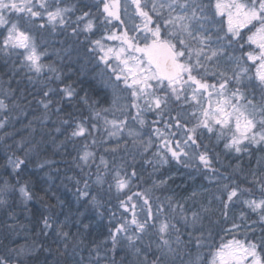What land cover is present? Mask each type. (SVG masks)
Wrapping results in <instances>:
<instances>
[{"label": "snow or ice", "instance_id": "obj_1", "mask_svg": "<svg viewBox=\"0 0 264 264\" xmlns=\"http://www.w3.org/2000/svg\"><path fill=\"white\" fill-rule=\"evenodd\" d=\"M212 8V0H77L75 4L0 0V52L19 58V68L37 78L48 67L59 80L54 67L41 63L45 53L40 48L48 43L45 33L62 32L75 38L72 50L82 53L84 66H91L94 79L109 98L107 107H98L99 101L80 97L90 115L77 117L69 112L67 118L59 119L55 132L41 130L37 140L33 125L43 128L53 115L49 97L56 94L47 80L41 82L37 94L42 92L38 103L43 111L24 126L31 136H22L5 149L11 171L0 184V209L11 207L9 199L17 192L25 208L35 197L27 181L20 183L25 165L35 160V167L41 172L47 168L46 175L52 179V165L57 161L47 157L70 156L68 163L78 174L62 179L74 180L77 200L87 202L85 210L90 206L97 216L109 215L108 234L103 241L93 242L88 264H205L200 250L215 247L210 241L218 228L229 233L244 228L245 236L252 239H233L216 247L209 253L211 264H264V155L257 158L255 167L245 169L239 163H221L217 152L223 142L226 158L252 155L253 146V152L264 153V0H215V13ZM76 12L80 14L72 20ZM225 12L226 30L216 20ZM37 20L44 22L37 24ZM101 27L104 34L92 39ZM33 32L40 33L39 43ZM32 79L29 75L30 83ZM59 91L60 99L69 103L77 96L70 84ZM3 96L0 129L8 127V113L24 110L25 104L18 101L26 99L22 93L10 106L6 99L15 97V90L9 88ZM61 112L63 108L57 107L55 115ZM101 122L107 136L97 140L94 133L103 136ZM56 134L64 137L59 143ZM80 140L85 141L82 146ZM92 147H103L98 161L96 152L89 150ZM172 161L210 179L215 190H203L209 194L207 203L196 201V192L185 198L193 200L191 206L173 203V196L157 195L166 189L168 177L158 180L155 176ZM13 176L17 177L14 182ZM50 191L45 189V194ZM257 192L259 198H246ZM237 204L246 210L239 216L232 215ZM56 206L63 208V202L45 204V211L51 213ZM252 215L257 219L250 220ZM57 220L55 213H41L39 232L26 234L25 243L15 245L20 231L17 214L9 211L5 222H0V264H39V254L51 253L43 242L38 243L41 236L47 239L49 229H55L57 242L63 244L62 255L70 248L75 254L87 243L79 229L82 220L74 222L77 233L65 230L68 216L58 224ZM230 221V227L221 228ZM83 228L87 231L89 225ZM19 229L27 232L23 225ZM3 240L15 246L8 247ZM117 253H123L120 259Z\"/></svg>", "mask_w": 264, "mask_h": 264}, {"label": "trees", "instance_id": "obj_2", "mask_svg": "<svg viewBox=\"0 0 264 264\" xmlns=\"http://www.w3.org/2000/svg\"><path fill=\"white\" fill-rule=\"evenodd\" d=\"M63 38L60 37V40ZM53 49V48H52ZM70 56H74L71 54ZM76 59V57L74 56ZM70 60L68 55L62 56V61L64 64ZM20 59L16 56L8 57L5 53L0 52V98H5L3 93L5 90L9 88L15 90L16 96L6 99V103H9L11 106V100L16 99L22 95H25V101H18L19 103L25 104L24 110L16 113L15 111L8 113L10 115L9 124L7 128L0 129V184L3 183V178L8 177V173L11 171L10 167H7L6 161L7 156L5 155V149L8 145H13L15 142L20 141L22 136L30 137L31 132H24V126L28 124L29 120L33 118L34 115H39L43 109L39 105L38 101L42 97V92L38 93V90L41 86V81L38 78H35L33 73H27V69L21 70L19 68ZM56 64V63H54ZM14 65L16 66L15 71H13ZM59 64L55 66L57 73L60 75V80L57 81L56 76L51 72L50 78L48 81V88H52L56 90V94L50 95L49 99L53 101L52 104V113L53 115L47 121V123L43 126V128L39 127V124H34L33 127L36 129V139L39 138V134L41 130L48 131L52 129L55 132V128L58 127V121L61 117L67 118L66 114L71 112L73 116H88L90 115L88 106L80 100V97L87 96L89 102L94 101L98 97V95L102 94L104 90L98 89L99 83L96 79H94V74L92 72H88L84 74L82 77L81 69L79 66L73 65L70 69L71 73L66 74L67 71L64 68H60ZM29 75L33 77L31 83L29 82ZM72 77L76 82L75 86H77V96L76 98L69 103L67 100H61L60 97L62 93L59 91L61 85L64 81H69V77ZM35 85V87H33ZM47 90V88H45ZM45 89H43L45 91ZM83 92V95H81ZM26 101H31L30 104H27ZM62 107L63 112L59 114V116L55 115L56 108ZM34 112V114H33ZM5 115V113H3ZM25 117H27L25 119ZM16 118V119H15ZM55 122V123H54ZM9 134L6 136L5 134ZM57 143L63 140L64 137L60 134H56ZM214 139V138H213ZM205 142H207V136L205 137ZM79 145H83L85 143L84 140H80ZM249 149V152H252V155L249 154H241L242 158L237 160L236 154H233L231 158H226L225 153L223 151V142H221L217 148V152L220 153L221 163L236 165L237 163L241 164L245 169H247L250 165L255 167L257 164V158L264 153L253 152V149ZM53 151L52 147H49V153ZM59 151L62 153L64 149L61 148ZM8 154H11V150H9ZM17 155L22 156L23 154L18 152ZM72 155H76L75 152ZM47 158L57 161V163L52 165V179H49L48 169L46 168L43 172L38 170L35 167L36 161L33 160L27 165H25L21 176L19 177L20 183L23 184L25 181L28 182L29 188L36 194L33 200L27 203V207L25 208L22 201L19 199V193L17 192L15 198H10L9 203L11 207L7 209H0V222H5V217L9 211H15L17 214V225L18 230L20 231L19 238H16L15 245L24 244L25 241L23 237L26 234H31L35 236L39 229L43 227L42 223H40L41 213L45 215H51L55 213L58 216L57 224L60 221L65 220V217H69L68 226H66L65 230H70L72 233H77V226H75V220L80 218L82 220V224L79 225L80 232L83 234L86 239V244L81 245L80 248L76 249V253L73 254L71 248L69 249L67 255H62L64 252V247L62 243L57 242L56 231L55 229H49L48 232L50 235L45 237L41 236L38 243L43 242L46 248L51 249V253L43 252L39 254L38 261L39 264H88L89 262V248L92 247L93 242L103 241L104 238L108 234V229L110 227L109 224V215L97 216L96 211L93 210L90 206L85 210L86 201L81 203L77 200L75 192L76 185L74 180L68 181L67 179H62V177L66 176H77L78 170H74L73 167L68 163L71 157H63L60 155H49ZM176 164L171 162L169 165H166L160 168L159 173L155 176L157 179H164L168 177V184L166 189L163 191L164 196H173L174 200L183 201L187 203L190 201L185 200L186 197H191L193 192L198 193L199 195L196 197V201H201L202 203H207L209 199V194L202 193L201 189L204 187V181L202 180L203 176L200 173L196 172L192 169L189 171L180 170L181 168L176 167ZM219 166V165H217ZM7 168V170H6ZM59 169L60 174L56 175L55 170ZM189 169V168H188ZM93 171H95V166L93 165ZM17 179V177L13 176V182ZM248 187L249 185H244ZM51 188L52 191L45 194V189ZM209 190V189H208ZM211 190V189H210ZM214 193V192H209ZM258 194V192L256 193ZM259 195V194H258ZM39 197H43V200L38 199ZM249 198H259L255 195V197ZM57 200L63 202V208L56 206L52 209V212L45 211V204L56 205ZM189 203V202H188ZM19 205V206H18ZM215 207V205H213ZM103 211V209H101ZM80 212H85L84 216H80ZM215 218V217H214ZM7 223H12V221H6ZM89 225L87 231L84 230L83 225ZM19 225H23L27 230H20ZM219 229V228H218ZM220 235H225V231L220 230ZM2 232V230H0ZM220 235L218 237H220ZM242 237V236H241ZM247 239H252L251 235L246 237ZM245 238V239H246ZM241 240H243L241 238ZM31 241H29L30 243ZM3 244L8 247H14L15 245L9 244L8 240H3ZM95 256V253H92ZM123 255V254H122ZM121 255V256H122ZM120 256V257H121ZM120 257H118L120 259ZM127 264V261H125Z\"/></svg>", "mask_w": 264, "mask_h": 264}, {"label": "rangeland", "instance_id": "obj_3", "mask_svg": "<svg viewBox=\"0 0 264 264\" xmlns=\"http://www.w3.org/2000/svg\"><path fill=\"white\" fill-rule=\"evenodd\" d=\"M76 2H77V0H68L69 4H75ZM207 2H208V0H205V3H207ZM224 2L228 3L229 0H224ZM212 5H213L212 11H213V13H215V8H214L215 0H212ZM92 11H95V8H93ZM79 14H80L79 12H76L75 15H72L70 18L72 20H74L75 16L79 15ZM216 20L218 22L217 26L222 25L225 28V30H226L227 21H228L227 13L225 12V14L223 15L222 18L220 16H216ZM43 22L44 21L37 20V24H40V23H43ZM73 26H75V25H73ZM81 27H82V25H81ZM49 31H51V29H49ZM70 31H71V29H69V32ZM253 31H254V29H253ZM103 34H104V30H103V27H101L100 31L97 33L96 36H93L92 39H97V38H99V36H101ZM31 35H33L34 38H37V42L39 43L40 33L33 32V33H31ZM247 35H249V33H245V36H247ZM60 37H62L63 39L60 40ZM45 39L48 41L46 47H41L40 48V51L45 53L44 56L41 58V63L43 65H46V66L47 65H51L52 67L55 68V66L57 64H59L60 68H62L64 66V68L67 71L66 74H70L71 73L70 69L73 67V65H76V66H79L80 69H81V72H82L81 75H80L81 77L84 74H87L88 72H92V74H94V71L92 70L91 66H84L85 57L82 55V53L80 55H77V52L72 50V48L74 47L73 40L75 38H69L68 36H65L62 32L57 31V32H53L51 35H48L47 33H45ZM81 39H83V37H81ZM108 43L111 44V42H108ZM65 50H67V51H65ZM17 51L20 52V53L23 52L22 49L17 50ZM69 51L71 52V54H73L76 57V59L74 58V56H69L68 55ZM66 54L68 55V58L70 57V60L68 62H66V64H64V62L62 61V56L66 55ZM54 63H56V64H54ZM255 71H256V68H255V66H253L252 67V72L254 73ZM33 75L35 76V78H37L35 73H33ZM50 76H51V71H49L48 67H44V69L42 70V73L39 75L38 79H40V81L42 82V81L48 80L50 78ZM74 82H76V81L70 76L69 77V81H64V83L61 85L60 89L63 88L64 86H67V85L70 84L76 90V92H78V90H77L78 88H77V86H75ZM97 88L98 89H102L103 86L101 84H99V86ZM45 91H47V90L45 89ZM81 95H83V92H81ZM99 97H100V99L94 100V101H99L97 106L98 107H107L109 98L105 95L104 92L101 95L99 94L98 97H96V98H99ZM14 113L16 115L17 112H14ZM33 114H34V112H33ZM3 118H4V114L0 113V119H3ZM152 118L153 117H151V116L148 117L149 120H151ZM39 127L42 128V126L40 124H39ZM234 128H235V123L233 122V130H234ZM101 131L103 132L102 122H101ZM45 132H47V131H45ZM94 135L96 136L97 140H101V139H103L104 137L107 136V132H103V136H101L100 133H94ZM147 137H148V132H145L144 138L147 139ZM39 138H40V134H39ZM88 143H91V138H89ZM114 143H115V140H113V144ZM129 143H131V142L129 141ZM110 146L111 145H109V144H105L103 147H110ZM103 147H101L99 150H97L96 147H92V148L89 149L90 151L96 152L97 161L99 160V156L101 154H103ZM152 151L154 152L155 148H153ZM148 155L150 156L151 153H149ZM244 155H246V154H244ZM147 158H148V156H145V159H147ZM172 163H173V166H174V163H175L176 167L181 168L180 170H184V171L191 170L192 171L191 168L186 169L182 164H177L175 161H172ZM147 171L150 172L151 168L149 167L147 169ZM202 178H203L202 180L204 181V187L201 189L202 193H203L204 189H209V192H211V191L214 192L215 185L210 182V179H206L204 176ZM155 179H157V177H155ZM149 182H151V181H149ZM134 190H137V189H134ZM157 195H160L162 198L164 197L163 191L157 193ZM255 195L257 197H259L258 194H255ZM246 198H249V197H246ZM186 201H188V200H186ZM179 202L180 203H185L183 201H179ZM188 202L186 204L189 205V206H191L193 204V200H191V199ZM198 202L202 203L201 201H198ZM173 203H176V201L173 200ZM198 206H199V204L197 203V207ZM241 211H246V210L244 208H242L241 205L237 204L235 206V208L233 209L232 215L239 216V213ZM247 211H250V210H247ZM256 219H257L256 215H252L250 217V220H256ZM236 223H240V221L237 220ZM230 224H231V221L229 223H227V224H222L221 228L227 229L228 227H230ZM245 231L246 230L244 228H241L236 233L226 232L225 235H223V234L220 235L219 229H216L215 233H214V239L210 241L215 247L213 249L205 248V249H201L200 250L202 255L205 257V264H211L212 256L209 253L214 251L215 248L219 247L221 244H227L228 241L233 240V239L244 241L245 238H246ZM256 231H257V235H259V231L260 230H259L258 226L256 228ZM219 235H220V237H218ZM241 238L243 240H241ZM122 254L123 253H117L116 254V258L119 259L118 257H120Z\"/></svg>", "mask_w": 264, "mask_h": 264}]
</instances>
